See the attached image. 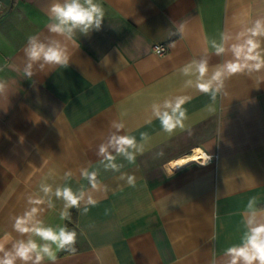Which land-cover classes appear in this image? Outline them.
<instances>
[{"label":"crops","instance_id":"1","mask_svg":"<svg viewBox=\"0 0 264 264\" xmlns=\"http://www.w3.org/2000/svg\"><path fill=\"white\" fill-rule=\"evenodd\" d=\"M62 2V0H61ZM105 9L100 31L79 35L67 68L36 70L25 79L22 50L27 37L46 32L51 0H0V239L19 238L12 224L26 197L41 182L78 190L87 182L80 169L99 168L107 191L86 214L75 211L77 253L60 252L55 264H224L223 250L240 242L241 213L250 197L264 208V82L234 76L215 111L210 97L185 89L176 69L199 58L224 30L264 16V0H99ZM186 23L183 39L168 48L172 22ZM162 44L163 55L152 48ZM102 62L106 66H102ZM221 62L210 55V65ZM264 79V74H261ZM188 95L190 130L164 134L151 119L153 102ZM112 120L146 151L122 172L136 177L129 187L118 173L105 172L96 151ZM200 148L216 158L207 164L183 158ZM163 151V158L156 153ZM171 172V175L169 174ZM47 210L46 224L60 221L62 202ZM49 264V262H45Z\"/></svg>","mask_w":264,"mask_h":264},{"label":"clouds","instance_id":"2","mask_svg":"<svg viewBox=\"0 0 264 264\" xmlns=\"http://www.w3.org/2000/svg\"><path fill=\"white\" fill-rule=\"evenodd\" d=\"M46 32L50 35L41 38V34L27 37L22 50L24 61L22 74L31 80L36 70L67 68L71 62L70 46L80 48L79 38L88 37L94 31H100L105 19V9L99 0H51L46 13ZM186 23L172 22L168 29V48H175L177 39H183ZM207 47L199 58H192L176 72L183 78L185 89H195L208 95L212 103L207 106L209 113L215 111V102L219 95L226 94V82L234 76L256 77L257 82H264V16L250 23H242L237 31L224 30L218 38L206 41ZM155 55H161L164 48L156 45L152 48ZM210 55L221 58V62L210 65ZM102 66H106L102 62ZM0 71H3L0 68ZM6 89V81L0 80V94ZM188 95H175L155 101L150 106L151 119L159 122L160 128L168 137L177 131L190 130L186 124L189 119L184 107L190 101ZM149 137L141 133L139 139L126 132V125L121 120H112L107 137L98 145L96 156L98 164L105 172L118 173L119 179L127 186L136 187L135 175L122 172L126 161L135 164L137 157L144 154ZM197 151V149H194ZM164 152L156 153V158H163ZM207 164L211 157L204 156ZM99 168L80 169V178L87 182L78 190L71 186L72 172L64 173L63 184L53 186L41 182L38 191L26 197L27 207L21 215L14 218L13 230L19 238L10 242L0 239V264H55L60 252L77 253V231L70 229L67 223L49 225L42 219L47 210L56 208V201L62 202L59 211L60 221L71 222L72 209L86 214L90 207L98 203L94 193L107 191V185L98 179ZM171 175V172L169 173ZM243 232L240 242L223 250L227 259L224 264H264V208L258 207L257 198L250 197L245 210L241 213Z\"/></svg>","mask_w":264,"mask_h":264},{"label":"bare ground","instance_id":"3","mask_svg":"<svg viewBox=\"0 0 264 264\" xmlns=\"http://www.w3.org/2000/svg\"><path fill=\"white\" fill-rule=\"evenodd\" d=\"M197 149V151H193L191 152L189 155L180 158V160L182 161H186V160H196V159H200L203 155V152L200 148H195Z\"/></svg>","mask_w":264,"mask_h":264},{"label":"built area","instance_id":"4","mask_svg":"<svg viewBox=\"0 0 264 264\" xmlns=\"http://www.w3.org/2000/svg\"><path fill=\"white\" fill-rule=\"evenodd\" d=\"M156 45H161L163 48H164V51L162 52V54L161 55H163L165 52H166V48H165V46L164 45H162V44H155L153 47H155ZM206 155H209L210 157H211V159H210V161L209 162H211L213 159H215L216 158V155H214V154H205L204 153V156H206ZM204 156H202L200 159H198V160H200L201 162H204Z\"/></svg>","mask_w":264,"mask_h":264},{"label":"trees","instance_id":"5","mask_svg":"<svg viewBox=\"0 0 264 264\" xmlns=\"http://www.w3.org/2000/svg\"><path fill=\"white\" fill-rule=\"evenodd\" d=\"M72 211V219H71V222H67L68 226H71L73 225V222H75V211L74 209L71 210Z\"/></svg>","mask_w":264,"mask_h":264}]
</instances>
